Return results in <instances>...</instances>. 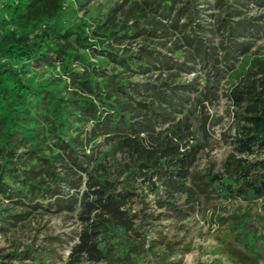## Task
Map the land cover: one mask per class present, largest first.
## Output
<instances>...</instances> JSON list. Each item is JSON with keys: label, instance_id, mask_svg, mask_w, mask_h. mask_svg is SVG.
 <instances>
[{"label": "trees", "instance_id": "obj_1", "mask_svg": "<svg viewBox=\"0 0 264 264\" xmlns=\"http://www.w3.org/2000/svg\"><path fill=\"white\" fill-rule=\"evenodd\" d=\"M248 1L214 0L213 24L203 22L208 0H114L90 23L65 20L82 0L70 7L66 0L0 2V198L14 208L74 215L77 239L63 264H139L146 251L161 264H180L158 254L162 235L145 246L136 223L145 213L133 209L137 189L160 197L158 206L178 221L203 196L247 203L264 196V157H257L264 154V53L244 56L237 67L231 62L249 48L236 36L251 22L233 19ZM196 65L204 75L183 79ZM39 66L55 74L43 78ZM154 70L143 83L130 80ZM227 77L234 146L219 171L199 170L206 116L194 111L216 98ZM217 220H229L226 235L244 247H226L237 264H260L264 235L247 227L238 239L236 214ZM50 250L25 247L31 264H53Z\"/></svg>", "mask_w": 264, "mask_h": 264}, {"label": "rangeland", "instance_id": "obj_2", "mask_svg": "<svg viewBox=\"0 0 264 264\" xmlns=\"http://www.w3.org/2000/svg\"><path fill=\"white\" fill-rule=\"evenodd\" d=\"M3 0H0L2 2ZM83 5L79 6L76 0H66L67 4L75 3L67 11L65 20L83 19L85 22H92L93 18L104 17V12L111 6L114 0H82ZM203 18L206 24H213L218 12L214 7V0H208V4H203ZM241 14L233 17L235 20L244 19L251 22L249 31L238 33L237 41H245L249 48L243 52H237L235 59L231 60L237 67L240 65L244 56L251 55L253 52L264 53V4L256 3L254 0L248 1L245 5H239ZM212 26V25H211ZM210 27V26H208ZM211 28V27H210ZM214 28V27H213ZM222 31H216L213 36V45L219 47ZM157 48L166 52V49L157 45ZM168 53V52H167ZM95 62L97 57H91ZM108 70L114 67V63L105 65ZM37 75L43 78L54 72L48 71V68L39 66L35 68ZM119 71V69H118ZM154 72V73H152ZM147 74H134L130 77L131 82L143 83L148 80L150 75L157 74L154 70ZM195 74L203 76V71L196 65L194 72L186 74L183 79L190 80ZM228 76V74H226ZM201 79V77H200ZM228 77L221 80L215 89L216 98L211 102L204 101V108L200 104L196 105L194 113L198 114L203 110L206 116L205 129L206 136L201 133L199 139L204 142V147L197 155L195 167L199 170H205L209 166L214 171L221 169V163L226 155L232 151L234 146L232 140L235 134V125L233 122L234 106L228 98L229 84ZM201 84V82H200ZM199 86V85H198ZM192 140V139H191ZM264 157V154L257 156ZM249 158H255L250 156ZM84 179V175H83ZM139 195L133 199V209L143 210L145 217L137 219L136 223L142 225L139 229L145 238V246L151 240H156L162 235V243L159 245V255H164L169 263L180 264H237L226 249L232 243L235 248H244L239 241L227 234V223L223 224L217 220L218 216L229 217L237 215L238 223L235 225L234 234L238 239L244 237L247 227L253 228L254 233L264 235V196L255 202L247 203L240 198L223 199L214 195L203 196L195 211L187 219L178 221L173 218H167L165 209L159 207L157 199L160 198L146 190L137 189ZM161 197L164 193L160 192ZM182 203L183 197L177 200ZM147 203V207L144 204ZM12 202L0 198V216H6L8 213H17L22 210L28 211V214L19 221L7 219L0 220V261H11L13 264H31V258L26 255L25 247L31 246L38 252H43L44 248L50 247V260L53 264H63L68 258L70 248L77 239L79 223L74 215L64 213H50L44 210H37L30 207H16ZM162 214V215H160ZM15 222L16 224H12ZM232 224L229 225V227ZM229 234V233H228ZM251 236V234H249ZM232 240L233 242H230ZM229 244V245H228ZM14 253L13 257H6L7 254ZM160 257V256H158ZM139 264H161L159 258L153 257V254L146 251L138 260ZM80 264H108L106 261L88 262L83 260ZM264 264V258L260 260Z\"/></svg>", "mask_w": 264, "mask_h": 264}]
</instances>
